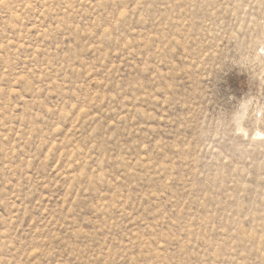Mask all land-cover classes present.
Listing matches in <instances>:
<instances>
[{
  "label": "rangeland",
  "instance_id": "obj_1",
  "mask_svg": "<svg viewBox=\"0 0 264 264\" xmlns=\"http://www.w3.org/2000/svg\"><path fill=\"white\" fill-rule=\"evenodd\" d=\"M0 264H264V0H0Z\"/></svg>",
  "mask_w": 264,
  "mask_h": 264
}]
</instances>
